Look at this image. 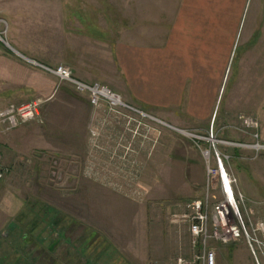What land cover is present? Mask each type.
<instances>
[{
	"label": "rangeland",
	"instance_id": "1",
	"mask_svg": "<svg viewBox=\"0 0 264 264\" xmlns=\"http://www.w3.org/2000/svg\"><path fill=\"white\" fill-rule=\"evenodd\" d=\"M78 1L105 6L102 0ZM105 2L115 5L117 0ZM109 40L115 43L117 38ZM108 48L102 44L91 52L101 60L93 61L99 69H93L92 61L72 63L71 78L116 92L105 79L110 74ZM237 63L235 78L226 73L214 113L203 125L166 123L140 105L133 107L141 114L122 109L119 115L105 106L107 113L99 118L108 122L91 125L84 95L51 75L75 92L72 110L65 104L73 141L68 140L69 126H63L58 157L42 153L30 169H11L0 182L5 204L0 207V264H175L189 259L190 235L181 217L191 215L192 203L206 194L207 169H215L213 151L223 157L233 189L243 198L239 209L244 217L252 223L262 218L264 62L242 56ZM242 121L255 128L244 127ZM210 137L219 144L211 147ZM207 149L210 160L201 152ZM209 196L210 204L221 200L219 186Z\"/></svg>",
	"mask_w": 264,
	"mask_h": 264
},
{
	"label": "crops",
	"instance_id": "2",
	"mask_svg": "<svg viewBox=\"0 0 264 264\" xmlns=\"http://www.w3.org/2000/svg\"><path fill=\"white\" fill-rule=\"evenodd\" d=\"M102 6L78 0H0L8 45L0 44V108L42 101V125L28 122L10 132L0 125V163L7 175L11 169H30L42 153L58 157L63 126H69L73 141L65 104L72 110L75 92L44 72L43 67H56L48 63H63L70 71L72 63L92 61L99 69L93 61L101 60L91 52L108 45L106 83H113L112 92L125 104L140 105L166 123L203 125L214 113L222 79L227 72L235 78L242 56L264 62V0H117L115 5L102 0ZM119 37H128L127 42H118ZM83 98L87 123L108 122L99 118L105 104L92 108ZM239 242L212 244L216 264H255L245 241ZM188 246L190 256V241Z\"/></svg>",
	"mask_w": 264,
	"mask_h": 264
},
{
	"label": "built area",
	"instance_id": "3",
	"mask_svg": "<svg viewBox=\"0 0 264 264\" xmlns=\"http://www.w3.org/2000/svg\"><path fill=\"white\" fill-rule=\"evenodd\" d=\"M2 31L0 32V44L8 48L5 36L7 26L0 20ZM43 70L56 77L59 81L69 84L76 93L87 97L92 108L105 104L111 113L119 115L120 110L127 109L131 112L141 114L134 108L124 104L120 97L99 84H84L71 78L67 68L58 66L45 68ZM42 102L34 100L27 103L7 105L0 108V125L4 132H10L28 122L40 121V108ZM244 127L255 128L253 123L242 121ZM198 141L208 140L196 137ZM214 145L212 137L209 140ZM227 145V144H226ZM263 149L256 146V150ZM207 160H210V149L201 151ZM215 154V169H207V182L203 200L192 203L193 213L183 215L181 218L187 224L192 256L189 259L179 258L175 264H216V253L212 244L231 245L244 240L254 258L255 264L264 262V216L252 223L240 211L244 201L242 196L234 191L235 181L226 173L223 157ZM6 169L0 163V182L6 175ZM219 186L222 199L210 204L209 192L214 186ZM212 199V198H211Z\"/></svg>",
	"mask_w": 264,
	"mask_h": 264
}]
</instances>
